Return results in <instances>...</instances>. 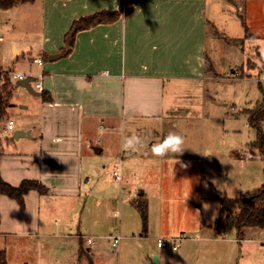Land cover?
<instances>
[{
	"label": "rangeland",
	"instance_id": "1",
	"mask_svg": "<svg viewBox=\"0 0 264 264\" xmlns=\"http://www.w3.org/2000/svg\"><path fill=\"white\" fill-rule=\"evenodd\" d=\"M218 3L209 6L218 20V34L209 29L207 41L209 64L215 65V72H208L213 80L189 90L166 83L162 118H140L131 128L124 119L122 125L124 142L126 136H137L148 148L168 132H176L185 139L183 154L160 158L150 149L142 153L125 143L123 148L132 157L116 158L121 140L111 153L104 148L93 155L89 148L84 158L93 166L82 179L88 177L89 187L81 186L76 216L66 211L54 217L64 224L56 238L1 236L0 247L8 244L9 264H264V230L246 228L242 238L237 237L233 215L221 234L213 223L220 198L236 199L264 185L263 154L253 145L257 132L248 121L251 110L264 104V0L239 1L240 9L223 0ZM38 5L37 1L0 8V73L10 70L36 77L41 70L30 61L37 55L32 42L42 33ZM13 44L19 53L13 52ZM5 78L11 89L8 102L14 106L8 105L0 117V150L15 152L26 149L27 140L15 139L14 130L4 133L3 125L7 119H13L16 127L23 123L20 114L26 112L20 107L31 105L33 96L8 75L0 78L1 85ZM96 125L97 129L105 122ZM261 126L264 133V120ZM114 159L121 165L120 181L113 180ZM66 204L76 207L74 201ZM137 205L145 208V227ZM117 235L120 243L113 248L111 236ZM87 237L94 238L91 252ZM158 239H167V246L158 247ZM175 242L177 250L172 249Z\"/></svg>",
	"mask_w": 264,
	"mask_h": 264
},
{
	"label": "crops",
	"instance_id": "2",
	"mask_svg": "<svg viewBox=\"0 0 264 264\" xmlns=\"http://www.w3.org/2000/svg\"><path fill=\"white\" fill-rule=\"evenodd\" d=\"M37 1L42 33L32 44L35 58L42 60L36 74L43 76L44 91L38 92L34 85L36 93H29L33 102L20 107L26 114H20L23 123L12 132L13 136L17 131L27 133L18 138L27 140V148L0 150V178L15 187L23 180H37L47 193L29 191L23 208L16 200L0 195V237L14 239L56 238L64 224L54 217L66 211L76 216L81 186L89 187L88 177L85 182L82 179L93 163L84 158L85 152L91 148L96 155L106 148L111 153L121 140L116 158H131V151L123 148V121L129 120L131 128L140 118H162L166 83L174 89L179 83L189 90L213 80L208 72H215V65L209 64L207 41L209 29L218 34V20L209 6L221 4L218 0H33L19 5ZM223 1L241 8L242 0ZM100 10H115L120 16L78 32L72 51L60 54L72 22ZM12 48L19 53L16 45ZM56 54L60 55L49 59ZM21 93L27 99L26 92ZM13 106L10 103L9 108ZM99 121L105 125L98 126L97 133ZM148 147L139 144L135 148L145 153ZM115 163L118 159L111 168ZM69 201L76 207L66 204ZM93 239L85 240L89 252ZM0 248L9 264L7 242Z\"/></svg>",
	"mask_w": 264,
	"mask_h": 264
},
{
	"label": "trees",
	"instance_id": "3",
	"mask_svg": "<svg viewBox=\"0 0 264 264\" xmlns=\"http://www.w3.org/2000/svg\"><path fill=\"white\" fill-rule=\"evenodd\" d=\"M33 0H0V8L9 9L16 4L32 2ZM120 13L115 10H100L91 14L81 16L75 19L69 30L64 35V45L61 48L63 55H68L74 45L76 34L80 31L90 29L93 26L104 23L114 22ZM242 25L247 30L243 19H240ZM11 89L8 87L7 78L0 86V117L4 115L9 105ZM264 104H259L251 110L249 123L256 128L257 136L253 142L255 149L261 151L264 171V133L261 123L264 120ZM36 190L39 194L44 195L47 189L37 180H23L18 186H12L0 178V195H5L18 202L21 208L24 206V195L29 191ZM221 209L215 218L214 225L217 230L223 232L226 223L231 215L235 218V227L237 237L244 238L243 231L246 228H260L264 230V185L251 192H246L239 198L231 199L223 196L220 198ZM141 212L143 226L146 225V213L143 205H137ZM0 264H7L5 251H0Z\"/></svg>",
	"mask_w": 264,
	"mask_h": 264
},
{
	"label": "built area",
	"instance_id": "4",
	"mask_svg": "<svg viewBox=\"0 0 264 264\" xmlns=\"http://www.w3.org/2000/svg\"><path fill=\"white\" fill-rule=\"evenodd\" d=\"M30 61L34 64H38V65H41L42 64V60L40 58H30ZM107 72H103L102 74L105 75ZM8 75V78L9 80L12 82V83H15L17 81H20V80H23L25 78H27L28 76L30 77H33V81L35 82V89L38 91V92H43L44 91V86H43V83H42V74H38L36 75H31L29 74L28 76L26 74H23V73H15V72H11L10 70L8 71H5L4 73H0V78L3 77V75ZM14 121L11 120V119H7L6 121V125L5 127L3 128V132L6 133L8 131H12L14 130ZM120 168H121V165L120 163H115L114 166H113V173H114V178L118 181H120L121 179V176L119 174L120 172ZM114 216H117L118 214L117 213H113ZM111 238L113 239V242H112V247L113 248H117L118 244H119V241H120V236L117 235V236H111ZM167 239H158V242H157V245L158 247H165L167 246ZM88 243H91V240L88 239L87 240ZM179 247V244L177 242H175L173 245H172V249L173 250H177Z\"/></svg>",
	"mask_w": 264,
	"mask_h": 264
},
{
	"label": "clouds",
	"instance_id": "5",
	"mask_svg": "<svg viewBox=\"0 0 264 264\" xmlns=\"http://www.w3.org/2000/svg\"><path fill=\"white\" fill-rule=\"evenodd\" d=\"M126 145L129 147H136L139 145V138L137 136L125 137ZM185 139L182 135L176 132H168L159 142L151 145L150 151L155 157L164 158L169 154L182 155L184 151ZM207 154V153H205ZM176 163H180L182 167H186L182 161L175 160ZM210 206L205 208V211H209Z\"/></svg>",
	"mask_w": 264,
	"mask_h": 264
},
{
	"label": "water",
	"instance_id": "6",
	"mask_svg": "<svg viewBox=\"0 0 264 264\" xmlns=\"http://www.w3.org/2000/svg\"><path fill=\"white\" fill-rule=\"evenodd\" d=\"M60 54H63V52H60ZM60 54H56V55H53V56H49V59L52 60V59H54V58H57ZM33 79H34L33 77L28 76L27 78H25V79H23V80H20V81L18 82V84H19L21 87L25 88L29 93H31V94H35L36 92H34L32 86H31V81H33ZM26 134H27V133H25V132L17 131V133L14 134V138H15V139H18L19 137L27 136Z\"/></svg>",
	"mask_w": 264,
	"mask_h": 264
},
{
	"label": "bare ground",
	"instance_id": "7",
	"mask_svg": "<svg viewBox=\"0 0 264 264\" xmlns=\"http://www.w3.org/2000/svg\"><path fill=\"white\" fill-rule=\"evenodd\" d=\"M249 56V55H248ZM235 76V75H234Z\"/></svg>",
	"mask_w": 264,
	"mask_h": 264
}]
</instances>
